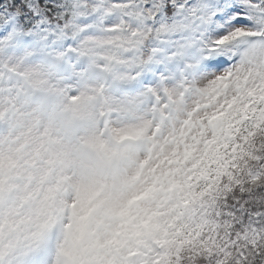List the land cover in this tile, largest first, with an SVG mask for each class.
<instances>
[{
	"label": "snow or ice",
	"instance_id": "snow-or-ice-1",
	"mask_svg": "<svg viewBox=\"0 0 264 264\" xmlns=\"http://www.w3.org/2000/svg\"><path fill=\"white\" fill-rule=\"evenodd\" d=\"M0 264H264V0H0Z\"/></svg>",
	"mask_w": 264,
	"mask_h": 264
}]
</instances>
